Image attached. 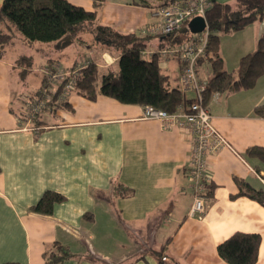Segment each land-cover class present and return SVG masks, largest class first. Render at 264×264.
Instances as JSON below:
<instances>
[{
  "label": "crops",
  "instance_id": "1",
  "mask_svg": "<svg viewBox=\"0 0 264 264\" xmlns=\"http://www.w3.org/2000/svg\"><path fill=\"white\" fill-rule=\"evenodd\" d=\"M70 1L95 8L93 0ZM158 4L106 0L99 20L121 32L143 33L159 22L153 15ZM149 35L146 52L154 54L161 39ZM79 36L63 50L53 44L29 47L47 64L59 61L72 69L91 61L101 70L113 69L118 51L97 44L90 32ZM261 38L264 20L221 34L224 68L234 71ZM26 46L16 39L0 57V264H48L49 253L60 254L58 245L69 253L60 264H229L218 245L235 232L261 236L255 264H264V205L241 195L238 184L264 188V163L247 154L250 147L264 146V117L255 112L264 103V74L250 89L216 92L208 100L213 123L229 146L209 158L211 201L198 219L189 216L190 131L167 130L161 121L143 118L144 105L77 92L66 104L43 110L35 124L25 100L43 88L46 63L22 77L17 60ZM161 57L160 67L179 83L181 62ZM198 73L205 81L213 77L208 59L199 63ZM34 74L40 77L36 86L30 81ZM47 190L63 200L49 213L35 211Z\"/></svg>",
  "mask_w": 264,
  "mask_h": 264
},
{
  "label": "trees",
  "instance_id": "2",
  "mask_svg": "<svg viewBox=\"0 0 264 264\" xmlns=\"http://www.w3.org/2000/svg\"><path fill=\"white\" fill-rule=\"evenodd\" d=\"M93 1L95 8L88 10L70 0H3L0 6V57L16 39L22 40L23 44L30 47L41 42L53 44L55 49L63 50L75 43L81 32H90L97 44L118 51L119 57L113 69L101 70L95 62H88L81 70L74 92L90 99L103 94L122 103L153 105L168 112H174L181 104L188 106L193 98H188L177 79L160 67L162 57L158 50L150 58L142 56L149 45L151 35L121 32L112 25L102 23L99 20L98 9L106 0ZM128 1L149 6L151 0ZM158 1V6H161L171 0ZM211 1L212 5L206 11V20L209 28L208 50L211 52L208 60L211 62L214 75L206 81L204 91L206 104L210 96L216 92L231 93L254 87L264 74V38L259 40L254 51L242 56L234 71H227L224 68L220 55V35L263 21L264 0H236L234 3ZM192 36L193 33L186 23L178 32L158 37L161 39L163 49L182 44ZM33 61L32 55L23 54L18 58L17 66L22 77L32 70ZM202 61L204 60H199V63ZM35 94H39V91L32 95ZM59 94L60 90L51 95L45 109H55L57 105L66 104L58 102ZM255 112L264 117V103L256 106ZM41 113L35 116V124L41 123L39 121ZM247 154L264 163V146L250 147ZM238 184L241 195H247L264 205V188H252L242 180H238ZM63 198L62 194L47 190L33 209L49 213L53 205ZM260 243L259 234L235 232L218 245V252L229 264H255ZM57 247L60 254L49 253L48 264H60L69 255L62 246Z\"/></svg>",
  "mask_w": 264,
  "mask_h": 264
},
{
  "label": "built area",
  "instance_id": "3",
  "mask_svg": "<svg viewBox=\"0 0 264 264\" xmlns=\"http://www.w3.org/2000/svg\"><path fill=\"white\" fill-rule=\"evenodd\" d=\"M211 5V0H171L168 4L153 9V15L159 18V22L143 30V33L155 35L176 33L195 16H203L206 19V11ZM208 43L207 25L204 31L193 34L188 41L158 51L162 56L174 57L181 62L180 87L185 94L193 93L194 97L188 106L181 104L174 112L153 105H144L142 114L143 118L161 121L164 129L182 128L190 131L192 143L189 155V177L193 203L189 216L198 219L205 217L211 201L208 195L212 183L209 158L223 147L229 146L227 138L213 123L212 114L204 100L207 82L202 80L198 73L199 60H207L211 57ZM152 54L153 52L144 51L142 56L148 58ZM88 62L80 63L72 69L64 68L59 61L43 65L41 71L44 85L37 96L28 99L29 116L34 118L45 110L51 95L58 90H60L58 102H66L74 93L81 70ZM262 182L264 184V177Z\"/></svg>",
  "mask_w": 264,
  "mask_h": 264
},
{
  "label": "rangeland",
  "instance_id": "4",
  "mask_svg": "<svg viewBox=\"0 0 264 264\" xmlns=\"http://www.w3.org/2000/svg\"><path fill=\"white\" fill-rule=\"evenodd\" d=\"M154 43V42H153ZM35 44H37L36 45V49L37 48H39V47H41V45H45L46 43H41V42H37V43H35ZM155 44V43H154ZM40 45V46H39ZM152 46V45H151ZM31 50L30 49V47L29 46H26L25 47V49H24V52H22L21 54H34L35 55V57H37L36 59H35V64H34V67L36 68V67H40L41 68V66H42V62L43 63H48V60H46L43 56H41V54H39L38 55V53H40L39 52V50ZM49 51V49H47V52ZM113 52H115L114 50H113ZM116 53V52H115ZM98 54V53H97ZM99 55V54H98ZM46 57H47V54L45 55ZM82 61H84V60H81L80 62H82ZM34 68V69H35ZM39 71H40V69H39ZM30 81L32 82V86H36L35 84H37L39 81H40V77H39V74H37V75H31V77H30ZM28 101H26L25 100V103H27ZM25 106H26V104H25ZM35 118V117H34Z\"/></svg>",
  "mask_w": 264,
  "mask_h": 264
},
{
  "label": "water",
  "instance_id": "5",
  "mask_svg": "<svg viewBox=\"0 0 264 264\" xmlns=\"http://www.w3.org/2000/svg\"><path fill=\"white\" fill-rule=\"evenodd\" d=\"M189 30L195 34L207 28V20L203 16H195L188 22Z\"/></svg>",
  "mask_w": 264,
  "mask_h": 264
}]
</instances>
